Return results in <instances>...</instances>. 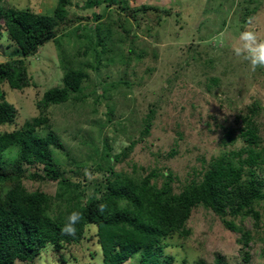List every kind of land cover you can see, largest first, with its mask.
<instances>
[{
  "label": "rangeland",
  "instance_id": "1",
  "mask_svg": "<svg viewBox=\"0 0 264 264\" xmlns=\"http://www.w3.org/2000/svg\"><path fill=\"white\" fill-rule=\"evenodd\" d=\"M91 1L101 4L92 6ZM103 1L71 0L68 14L89 20L60 33L35 56L23 57L6 31L0 39V64L24 61L31 83L23 90L2 85L17 116L13 124L0 127V135L41 116L63 146L51 147L57 180L43 166H24V188L51 198L52 217L67 219L75 204L99 199L112 175L109 167L137 183L156 171L159 177L152 182L158 187L171 173L175 194L200 183L213 160L246 148L243 118L254 106L258 148L264 147V68L253 70L232 52L241 31L253 30L264 38V0H120L130 8H172L159 25L138 24L116 6L96 23L91 18L107 8ZM57 2L0 0V7L53 16ZM67 70L84 74L81 92L64 104L39 108L47 91L63 88ZM151 111L150 132L143 135ZM45 130L38 132L45 135ZM15 155V148L6 153ZM118 155L123 157L115 160ZM255 173L264 192V161ZM256 211L259 224L253 218L234 220L251 233L245 246L238 231L198 206L186 225L189 235L166 238L164 254L170 264H264V200ZM85 233L79 244L61 245L59 252L49 245L35 258L13 264H104L96 230L91 226ZM139 259L137 255L126 264Z\"/></svg>",
  "mask_w": 264,
  "mask_h": 264
},
{
  "label": "trees",
  "instance_id": "2",
  "mask_svg": "<svg viewBox=\"0 0 264 264\" xmlns=\"http://www.w3.org/2000/svg\"><path fill=\"white\" fill-rule=\"evenodd\" d=\"M103 2L107 8L92 15L91 19L96 23L105 20L107 10L115 6L138 24L149 22L159 25L163 17L172 15V8L151 5L130 8L120 0ZM71 3V0H58L53 16L0 7V39L6 31L23 57L35 56L60 33L89 20L69 15L67 7ZM89 3L92 6L101 4ZM83 80L81 71L67 70L63 88L47 91L39 102V108L46 110L68 102L81 92ZM5 83L12 90L30 87L24 61L13 59L0 64V127L13 124L17 116L16 108L6 99L2 88ZM257 113L258 106H254L251 115L243 118L245 127L242 133L246 148L230 157L213 160L200 183H190L179 194L173 191L171 173L165 175L164 183L158 187L152 182L159 177L156 171L137 183L114 174L109 167L108 173L112 172V175L106 180L102 196L90 200L85 206L77 203L69 212H79L81 217L75 225L74 235H67L61 230L68 218L51 216L52 201L48 195L39 191L30 193L23 185L24 166H43L51 179L55 181L58 178L51 147L62 149L63 146L48 128L49 120L41 116L32 118L25 121L20 129L1 134L0 264L27 262L49 245H54L59 252L61 245L79 244L91 226L96 230L95 237L104 264H126L137 255L140 258L138 264H170V259L164 254L163 241L177 233L189 235L186 225L193 209L198 206H204L219 216L230 231H238L241 234L239 242L247 246L251 233L236 227L234 220L253 218L255 224L260 223L256 206L264 200V192L255 167L264 161V147L258 148L259 129L254 123ZM153 115L154 111H151L145 121L143 135L149 134ZM41 128L47 130L45 135L38 132ZM132 146L127 152L132 150ZM14 148L16 155L7 157V151ZM122 157L118 155L114 159ZM71 194L75 196L74 191ZM228 217L231 219L227 220ZM196 264L206 263L199 261Z\"/></svg>",
  "mask_w": 264,
  "mask_h": 264
},
{
  "label": "clouds",
  "instance_id": "3",
  "mask_svg": "<svg viewBox=\"0 0 264 264\" xmlns=\"http://www.w3.org/2000/svg\"><path fill=\"white\" fill-rule=\"evenodd\" d=\"M232 52L234 56L248 61L253 70L258 67L264 68V38H261L257 32L253 30L241 31L232 45ZM80 218L79 212L71 213L68 222L61 229L62 232L67 235H74L75 225Z\"/></svg>",
  "mask_w": 264,
  "mask_h": 264
}]
</instances>
